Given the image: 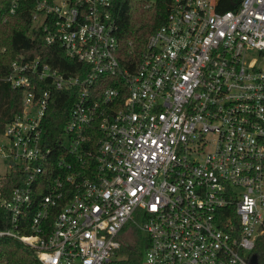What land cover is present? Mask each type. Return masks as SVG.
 <instances>
[{"label": "built area", "instance_id": "1", "mask_svg": "<svg viewBox=\"0 0 264 264\" xmlns=\"http://www.w3.org/2000/svg\"><path fill=\"white\" fill-rule=\"evenodd\" d=\"M119 1L36 0L33 22L81 74L12 62L24 99L0 132V239L41 264H108L131 224L148 237L144 264H251L264 233V0H169L136 58ZM54 88L76 96L56 147L44 138Z\"/></svg>", "mask_w": 264, "mask_h": 264}, {"label": "trees", "instance_id": "2", "mask_svg": "<svg viewBox=\"0 0 264 264\" xmlns=\"http://www.w3.org/2000/svg\"><path fill=\"white\" fill-rule=\"evenodd\" d=\"M4 5L0 8V132L17 114L22 112L24 91L13 88L7 81L12 71V62L22 56L39 57L43 62L64 72L81 74L82 64L70 58L59 41L49 43L47 32L34 23V7L36 0H20L15 12H11L13 0H0ZM224 7L223 9H228ZM169 12V0H121L115 8L118 18V35L127 55L134 53L138 57L145 49L149 36L161 26ZM129 53V54H128ZM101 84V80L96 86ZM104 86V85H103ZM106 86V84H105ZM76 100L73 89H53L48 114L45 121L44 138L56 147L57 141L68 122L71 109ZM57 153V152H56ZM9 186L15 185L8 180ZM8 186V187H9ZM33 212L29 213V219ZM6 210L0 208V229L10 227L4 223ZM54 218V216H52ZM30 233V229L22 231ZM137 235L134 244L121 247L125 257L113 259L108 264H144V256L149 246L148 237L135 229ZM257 254L258 262L264 264V233L259 235L251 255ZM7 264H41L33 248L24 242L4 237L0 239V262Z\"/></svg>", "mask_w": 264, "mask_h": 264}, {"label": "rangeland", "instance_id": "3", "mask_svg": "<svg viewBox=\"0 0 264 264\" xmlns=\"http://www.w3.org/2000/svg\"><path fill=\"white\" fill-rule=\"evenodd\" d=\"M4 5V3L2 1H0V8ZM136 229V227L134 225H127L125 228V231H122L119 234V241L121 242V247H123V245H127V244H134L135 241L137 240V235L133 234V231ZM144 235V233H142ZM117 248L113 254V257L111 260L113 259H121L122 257H125V253H122V249Z\"/></svg>", "mask_w": 264, "mask_h": 264}, {"label": "water", "instance_id": "4", "mask_svg": "<svg viewBox=\"0 0 264 264\" xmlns=\"http://www.w3.org/2000/svg\"><path fill=\"white\" fill-rule=\"evenodd\" d=\"M258 262L257 254H253L251 257V264H256Z\"/></svg>", "mask_w": 264, "mask_h": 264}]
</instances>
